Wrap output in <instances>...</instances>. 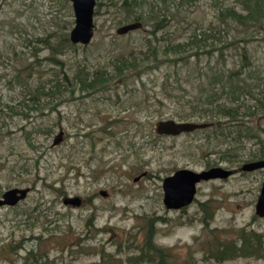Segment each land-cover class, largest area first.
Returning <instances> with one entry per match:
<instances>
[{
  "label": "rangeland",
  "instance_id": "374dc122",
  "mask_svg": "<svg viewBox=\"0 0 264 264\" xmlns=\"http://www.w3.org/2000/svg\"><path fill=\"white\" fill-rule=\"evenodd\" d=\"M111 1L121 0L96 5L89 45L57 52L51 46L75 24L69 0H0V194L31 188L18 205L0 209V264H264V217L256 214L264 169L241 171L244 163L264 159V29L235 24L229 36L223 25L214 32L222 9L246 13L238 0H159L155 10L175 16L157 40L148 25L118 35V27L134 20L118 23L123 15ZM140 12L147 15L148 7ZM196 28L207 34L203 43L239 39L225 52L229 66L247 46L259 77L241 80L254 94L240 96L238 126L160 135L159 120L177 119L172 103L155 100L173 67L121 80L115 65L122 55L144 57L149 39L181 41ZM200 67L190 66L196 76ZM97 78L103 80L96 90L79 80ZM37 87L42 92L34 98ZM214 166L236 172L199 183L191 205L166 207L165 177ZM67 197L82 203L67 205ZM243 228L260 235L262 254L216 260L212 241L237 240ZM152 234L169 256L141 257Z\"/></svg>",
  "mask_w": 264,
  "mask_h": 264
},
{
  "label": "trees",
  "instance_id": "16d2710c",
  "mask_svg": "<svg viewBox=\"0 0 264 264\" xmlns=\"http://www.w3.org/2000/svg\"><path fill=\"white\" fill-rule=\"evenodd\" d=\"M186 0H180L183 5ZM159 0H121L120 3L111 1V5L119 9L122 17L118 23L127 20L144 21V25L150 26L149 33L158 39L162 32L171 22L175 12L161 13L155 10ZM163 5L168 4L166 0H161ZM244 12H239L235 7L222 9L217 15L218 25H214V32L220 33V27L223 25L225 33L229 36V29L235 24L245 25L252 29L259 27L264 29V0H238ZM99 7L103 6L102 0H98ZM148 7L147 15L141 10ZM177 10V9H176ZM95 13H97L95 9ZM99 14V13H98ZM116 18H119L117 16ZM219 27V29H216ZM219 30V32H218ZM215 36V34H214ZM231 41L221 45L217 42L211 44L203 43L207 39V34L200 28L194 30L193 35L185 40H168L165 44L160 41L152 42L148 40V49L144 53V57L139 58L133 56L122 55L115 65V76L121 80L129 77L141 79L146 70L158 69L161 65L168 64L173 70L167 75L166 79H162L159 83L163 96H155V100L162 106L165 103H172L174 113L172 117H176L180 121L191 120H207L214 122L215 127L222 128L225 124H234L240 113L242 102L239 100L243 93L254 94L252 90L246 89L248 85L246 80L241 79H257L259 68L250 58L247 46L241 47L240 58L237 59L233 66H229L225 56L228 48L234 47L239 43V39L233 35ZM252 39V38H251ZM249 39V40H251ZM248 40V39H247ZM155 43V44H154ZM77 44L71 42L67 32H63L58 36L56 45L51 47L57 52L62 51L65 47H75ZM238 47V46H237ZM236 47V48H237ZM235 48V49H236ZM208 61L201 65L203 58ZM195 63L201 66L199 74L196 76L192 72L190 66ZM186 68L185 70H183ZM102 74L97 71L96 74ZM81 83L87 84L89 90H96L97 86L103 79H93L88 83L87 79H79ZM42 91L37 87L34 98H38ZM259 101L262 100L259 98ZM238 103V104H236ZM240 130L247 129L253 132L252 127L245 126ZM239 125V126H243ZM202 211H205L203 222L208 225V204L202 203ZM214 215H211L213 219ZM153 234L148 239V248L143 250L141 257L155 258L160 256L162 259L169 256V253L157 249L153 243ZM259 234L254 231H247L245 228L240 231V238L232 241H212L216 249H210L213 257L218 261H224L235 257L260 256L262 242ZM156 255V256H153ZM153 256V257H151Z\"/></svg>",
  "mask_w": 264,
  "mask_h": 264
},
{
  "label": "water",
  "instance_id": "95a60500",
  "mask_svg": "<svg viewBox=\"0 0 264 264\" xmlns=\"http://www.w3.org/2000/svg\"><path fill=\"white\" fill-rule=\"evenodd\" d=\"M72 3L75 24L70 31V40L77 45H89L95 35V8L97 0H69ZM144 27L142 21H133L118 27V35H126ZM214 122L180 121L174 118L159 120L156 124V131L160 135L178 136L182 133L193 132L198 129L208 128ZM64 131L56 136L54 144H59L63 139ZM264 169V159L246 162L242 165L241 171H255ZM236 172L235 169H227L223 166H214L202 171L189 168H181L173 174L164 178V203L168 209H182L191 205L196 199L198 184L203 181L215 179H228ZM31 188H11L0 197V207L4 205H15L28 196ZM67 205L80 206V197H67L64 200ZM256 214L264 217V181L261 193L256 204Z\"/></svg>",
  "mask_w": 264,
  "mask_h": 264
},
{
  "label": "flooded vegetation",
  "instance_id": "af4514ba",
  "mask_svg": "<svg viewBox=\"0 0 264 264\" xmlns=\"http://www.w3.org/2000/svg\"><path fill=\"white\" fill-rule=\"evenodd\" d=\"M7 191V190H6ZM4 194V192L2 193V194H0V197H2V195ZM23 200H25V199H23ZM23 200H21V201H23ZM20 201V202H21ZM195 201V200H194ZM20 202H18L17 204H15V205H4V206H1L0 207V209L1 208H4V207H14V206H16V205H18ZM185 208V207H184ZM183 209V208H182ZM174 210H176V209H174ZM0 216H1V213H0Z\"/></svg>",
  "mask_w": 264,
  "mask_h": 264
}]
</instances>
